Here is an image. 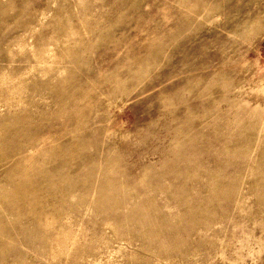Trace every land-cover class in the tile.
Segmentation results:
<instances>
[{
  "label": "rangeland",
  "instance_id": "374dc122",
  "mask_svg": "<svg viewBox=\"0 0 264 264\" xmlns=\"http://www.w3.org/2000/svg\"><path fill=\"white\" fill-rule=\"evenodd\" d=\"M0 264H264V0H0Z\"/></svg>",
  "mask_w": 264,
  "mask_h": 264
}]
</instances>
